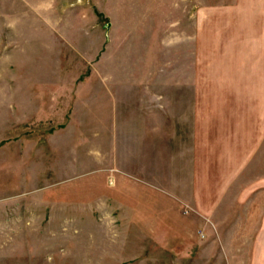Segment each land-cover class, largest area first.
<instances>
[{"label":"rangeland","instance_id":"obj_1","mask_svg":"<svg viewBox=\"0 0 264 264\" xmlns=\"http://www.w3.org/2000/svg\"><path fill=\"white\" fill-rule=\"evenodd\" d=\"M248 6L0 1V14H8L0 17V147L28 130L18 129V105H9L28 84L20 74L69 72V85L86 86L69 109L79 128L69 134L73 176L41 172L33 188L16 178L13 192H0V264H171L152 238L166 231L147 221V205L160 208L164 199L145 183L169 184L184 197L195 157L203 184L217 194L221 232H260L257 204L243 226L233 209L240 197L264 202V10L252 17L259 13ZM15 157L8 163L19 166ZM9 175H0V189L10 187Z\"/></svg>","mask_w":264,"mask_h":264},{"label":"crops","instance_id":"obj_2","mask_svg":"<svg viewBox=\"0 0 264 264\" xmlns=\"http://www.w3.org/2000/svg\"><path fill=\"white\" fill-rule=\"evenodd\" d=\"M0 1L9 2L10 0ZM20 1L25 2L26 0ZM246 1L249 2L248 7H251L253 13L256 11L259 13L257 15L254 13L251 16L261 17V12L264 10V0H244V2ZM7 16V13L0 14V17ZM24 63L25 65L30 64L26 58ZM90 78L91 76L88 77L89 80ZM71 79H69V72L61 75L46 74L44 77L40 73L19 75V81L28 82V84H24L23 88L18 89L17 95L14 94L16 88L12 91L13 96L15 95L14 99L18 98V101L14 100L9 105L13 110L18 105L19 123H23V126L21 124L18 129L28 130L21 134V138L16 143H5L0 147V157H3L5 153L7 158L5 161L3 157L0 162V175L6 174L7 171L8 174H12L7 178L10 187L0 189L1 193L13 192L17 183L16 178L22 179L23 186L33 188L36 183L41 182L39 180V176L43 175L41 172H49L47 178L43 179L72 175L69 171V146L73 139L70 138L69 134L75 135L79 128L73 122L74 117L71 116L69 121V109L74 108L76 91L80 92L86 86H84L85 82L69 85ZM98 80L104 83V79L100 76ZM41 82L49 85H39ZM84 92L78 94L76 98L83 99L85 97ZM84 107L86 106L84 105ZM30 122L35 123L33 128L27 126ZM44 123H48V125ZM46 128L47 130H45ZM30 130H34V132L31 134ZM1 135L5 134L1 133ZM41 138L44 140L41 141ZM10 152L12 156H8ZM15 155L21 160H19V166L12 162L11 164L8 163L12 157L17 160ZM46 158L53 164L45 163L44 159L46 160ZM81 161H88V157ZM194 161H196V157L193 159L194 169L192 172H188L190 175H187L186 186L189 191L184 197L178 194L179 198H175L174 191L170 189L169 184L161 186L151 182L144 184L148 190L160 192L164 199L160 208L152 203L147 205L148 223L150 222L154 231L158 230V226L166 231V234L162 236L152 235L153 241L157 244L155 248L162 251L163 257L171 258V264H264V202L258 203L254 198L252 203L249 197L248 200L245 197H240L237 202H234L235 217L241 226L252 220L251 209H254L257 204V209L261 210L259 216H255L254 224L260 227V232L257 235L235 233L227 236L223 234L218 226L220 221L216 218L217 194L207 189L203 184L201 171ZM9 167L11 168L9 169ZM140 172L138 169H133L131 175L133 177L143 176ZM125 175L133 178L130 174ZM75 176L76 178L78 176L83 177L80 174ZM9 178L14 180L10 182ZM260 193L263 194L264 198V187L259 190ZM256 196L257 194L254 197ZM259 198H261L260 195ZM1 199L3 201L8 198L3 197ZM236 204L241 205L236 207ZM190 205L198 208L200 212L194 209L192 211ZM185 207L187 208L184 209ZM182 208L185 212H182ZM141 209H143L142 205L139 207V210ZM172 209L173 211H171ZM159 210L161 218L158 216ZM172 227L175 232L169 233Z\"/></svg>","mask_w":264,"mask_h":264}]
</instances>
